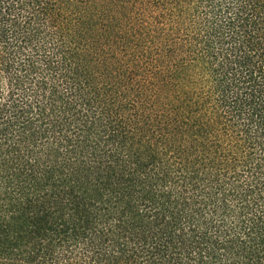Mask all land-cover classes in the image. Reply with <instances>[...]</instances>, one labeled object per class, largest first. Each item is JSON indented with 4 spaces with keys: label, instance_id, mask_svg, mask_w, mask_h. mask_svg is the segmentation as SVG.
Masks as SVG:
<instances>
[{
    "label": "trees",
    "instance_id": "16d2710c",
    "mask_svg": "<svg viewBox=\"0 0 264 264\" xmlns=\"http://www.w3.org/2000/svg\"><path fill=\"white\" fill-rule=\"evenodd\" d=\"M0 264H264V0H0Z\"/></svg>",
    "mask_w": 264,
    "mask_h": 264
}]
</instances>
